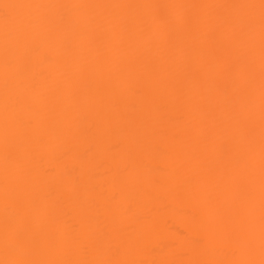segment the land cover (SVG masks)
Masks as SVG:
<instances>
[{
    "label": "bare ground",
    "instance_id": "1",
    "mask_svg": "<svg viewBox=\"0 0 264 264\" xmlns=\"http://www.w3.org/2000/svg\"><path fill=\"white\" fill-rule=\"evenodd\" d=\"M261 3L0 0V262L261 264Z\"/></svg>",
    "mask_w": 264,
    "mask_h": 264
},
{
    "label": "snow or ice",
    "instance_id": "2",
    "mask_svg": "<svg viewBox=\"0 0 264 264\" xmlns=\"http://www.w3.org/2000/svg\"><path fill=\"white\" fill-rule=\"evenodd\" d=\"M3 7L5 9H9V8L18 7V6L4 4ZM261 8L264 9V0H262ZM262 21H264V18H262ZM0 264H57V262L18 260V261L0 262ZM72 264H89V262H87V261H76V262H72ZM97 264H103V262H97ZM261 264H264V261H262Z\"/></svg>",
    "mask_w": 264,
    "mask_h": 264
}]
</instances>
